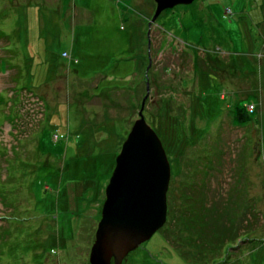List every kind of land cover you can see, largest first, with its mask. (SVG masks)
Returning <instances> with one entry per match:
<instances>
[{"label": "rangeland", "instance_id": "rangeland-1", "mask_svg": "<svg viewBox=\"0 0 264 264\" xmlns=\"http://www.w3.org/2000/svg\"><path fill=\"white\" fill-rule=\"evenodd\" d=\"M155 10V0H0V264H91L148 85L169 207L123 264H264V0H194L151 22ZM252 102L253 118L234 122L232 107ZM195 185L240 232L204 260L200 245L178 246L190 242ZM228 195L253 206L251 223L226 214Z\"/></svg>", "mask_w": 264, "mask_h": 264}, {"label": "water", "instance_id": "water-1", "mask_svg": "<svg viewBox=\"0 0 264 264\" xmlns=\"http://www.w3.org/2000/svg\"><path fill=\"white\" fill-rule=\"evenodd\" d=\"M154 22L167 8L194 0H155ZM150 22V23H151ZM139 117L117 156L106 188L102 216L90 251L91 264H123L125 256L165 225L171 163L163 142L144 114Z\"/></svg>", "mask_w": 264, "mask_h": 264}, {"label": "trees", "instance_id": "trees-1", "mask_svg": "<svg viewBox=\"0 0 264 264\" xmlns=\"http://www.w3.org/2000/svg\"><path fill=\"white\" fill-rule=\"evenodd\" d=\"M167 9H169V8H167ZM231 111L233 113L234 122L238 121L239 123H243V122H247V121L251 120L253 118V114L256 112L255 109L250 111L247 109L246 105H239V104L233 106ZM178 160L180 161V159L176 157L177 162H178ZM240 174H243V173H241V171H240ZM242 177H244V175ZM192 185L194 187V183H192ZM188 187L193 189L192 191H188V194L191 195V196L189 195V201H192V202L189 203L190 207H191V209L190 208L188 209L190 211L189 217H187V221L185 220V226H187V228L189 229V231L191 233L189 236L190 242L189 241L187 242V241H185V239L182 238L185 242L183 243L182 241L179 240L180 244L178 246L188 245L191 247L192 246L198 247L200 245L201 246L200 248H202L203 250L201 251L202 256H199V259L204 260L206 257V254H207L206 249H208V250L211 249V252L222 249L225 245H230L229 241L232 240L235 233H236L235 235H237V233L239 234L240 232L236 231L237 228L235 227V225L237 223L236 224L234 223V225L232 226L230 217H228L230 219V221H227V222H223L221 220V217H220V219L218 217H216L217 209L220 212L222 211L220 208V206H221L220 203L216 204L217 207L215 206L213 211H212V209L209 211L208 205H207L208 200L203 198L204 196H206L208 194V192L205 193L204 188L198 187V185H195L196 189L193 187H190V186H188ZM236 188L237 189H235V193H233V194H236V190L242 196L245 194L244 186H243L242 182H240V184H238L236 186ZM196 191H197V195L194 198ZM224 201L227 205L226 209L224 210L226 212V214H228L229 212L230 213L237 212L240 217L244 218L243 215H244V213H246L247 216L244 219H245L246 223H251L250 217L252 215L253 206L245 205L243 203V200L235 199L234 197H231V195H228V197ZM197 204L198 205L200 204L199 207L196 206ZM168 207H169V204H168ZM237 213H235V214L237 215ZM212 214H213L212 219H213V222L215 221V227L217 228V230H215V229L212 230L211 229L212 226H209L207 221H206L208 215H212ZM200 217L202 218L201 222L198 221V219ZM263 217H264V212H263ZM185 219H186V217H185ZM199 224H201V226H199ZM193 235H196V238H194ZM241 238H243V237H241ZM262 241H264V240L262 239ZM8 251H10V250L8 249ZM196 254H198V253H196Z\"/></svg>", "mask_w": 264, "mask_h": 264}, {"label": "bare ground", "instance_id": "bare-ground-1", "mask_svg": "<svg viewBox=\"0 0 264 264\" xmlns=\"http://www.w3.org/2000/svg\"><path fill=\"white\" fill-rule=\"evenodd\" d=\"M248 104H249V103H248ZM250 104H254V107H255V103H254V102H252V103H250ZM250 104H249V105H250ZM247 109L251 111V110H253V109H255V108L250 109V108L248 107Z\"/></svg>", "mask_w": 264, "mask_h": 264}, {"label": "built area", "instance_id": "built-area-1", "mask_svg": "<svg viewBox=\"0 0 264 264\" xmlns=\"http://www.w3.org/2000/svg\"><path fill=\"white\" fill-rule=\"evenodd\" d=\"M64 55H68L67 53H65ZM254 108V104H251V108L250 109H253Z\"/></svg>", "mask_w": 264, "mask_h": 264}]
</instances>
